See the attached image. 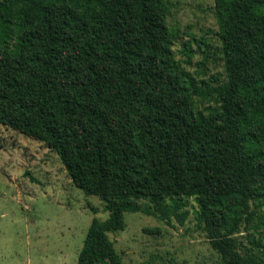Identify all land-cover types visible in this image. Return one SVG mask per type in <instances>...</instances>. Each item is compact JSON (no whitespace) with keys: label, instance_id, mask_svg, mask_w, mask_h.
<instances>
[{"label":"trees","instance_id":"16d2710c","mask_svg":"<svg viewBox=\"0 0 264 264\" xmlns=\"http://www.w3.org/2000/svg\"><path fill=\"white\" fill-rule=\"evenodd\" d=\"M170 6L0 0V125L104 203L77 264H122L124 213L183 225L189 199L221 264H264V0H215L224 78L183 67Z\"/></svg>","mask_w":264,"mask_h":264},{"label":"rangeland","instance_id":"374dc122","mask_svg":"<svg viewBox=\"0 0 264 264\" xmlns=\"http://www.w3.org/2000/svg\"><path fill=\"white\" fill-rule=\"evenodd\" d=\"M168 1L177 59L198 79L224 78L215 0ZM186 41L193 44L190 64L180 52ZM196 209L189 199L183 225L174 217L124 213V230L109 234L122 264H221L194 220ZM108 217L97 196L72 184L54 151L0 125V264H77L92 221ZM244 235L238 238L250 246Z\"/></svg>","mask_w":264,"mask_h":264}]
</instances>
